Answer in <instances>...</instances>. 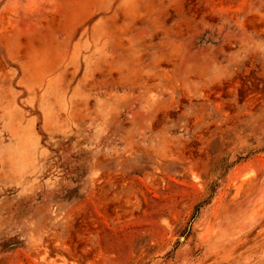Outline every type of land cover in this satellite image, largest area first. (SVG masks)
Wrapping results in <instances>:
<instances>
[{
	"label": "rangeland",
	"instance_id": "1",
	"mask_svg": "<svg viewBox=\"0 0 264 264\" xmlns=\"http://www.w3.org/2000/svg\"><path fill=\"white\" fill-rule=\"evenodd\" d=\"M264 264V0H0V264Z\"/></svg>",
	"mask_w": 264,
	"mask_h": 264
},
{
	"label": "crops",
	"instance_id": "2",
	"mask_svg": "<svg viewBox=\"0 0 264 264\" xmlns=\"http://www.w3.org/2000/svg\"><path fill=\"white\" fill-rule=\"evenodd\" d=\"M71 262H75V263H78V264H82V263H80V262H78V261L76 262V261H73V260H71Z\"/></svg>",
	"mask_w": 264,
	"mask_h": 264
}]
</instances>
